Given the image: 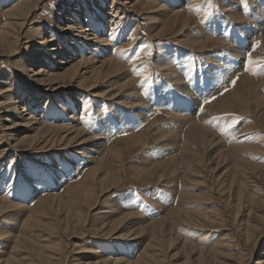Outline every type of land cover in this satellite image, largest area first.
Masks as SVG:
<instances>
[{"label": "rangeland", "instance_id": "obj_1", "mask_svg": "<svg viewBox=\"0 0 264 264\" xmlns=\"http://www.w3.org/2000/svg\"><path fill=\"white\" fill-rule=\"evenodd\" d=\"M21 1L0 0V30ZM30 13L17 52L0 55V89L19 106L0 105V200L15 206L0 213V264H43L34 246L13 250L22 230L60 264H132L146 251L157 255L150 264H202L185 241L218 247L223 264H264V0H41ZM107 60L122 70L84 84ZM38 124L65 127V139L56 130L30 139ZM192 125L216 144L192 139L199 160L186 163ZM90 138L104 146L95 162ZM112 182L89 211L77 187ZM46 200L40 215L55 228L27 226ZM76 216L85 221L64 232Z\"/></svg>", "mask_w": 264, "mask_h": 264}, {"label": "bare ground", "instance_id": "obj_2", "mask_svg": "<svg viewBox=\"0 0 264 264\" xmlns=\"http://www.w3.org/2000/svg\"><path fill=\"white\" fill-rule=\"evenodd\" d=\"M40 2H41V0H22L21 3L18 5V7L12 9L11 11H9V14L7 15V17L11 21L10 20H9L10 22L7 21L3 25L2 29L0 30V55L10 56V55H12V53L17 52L16 44L20 41L21 30L25 27L26 22L29 21L28 19H29V16L31 14L30 12L35 10L36 8H38L39 5H40ZM84 39L88 40V41L90 40V38L87 37L86 35L83 36V40ZM42 43H45V41L42 42ZM28 47H30V46H28ZM34 52L35 51L33 50V53ZM82 63H85V62H81L80 64H82ZM79 68H80V65L77 64L73 68V74L76 75L78 70H79ZM121 70H122V65L119 62H116V61H113V60L104 61L103 65H101V67H98V68L93 70V71H95L94 74L92 75L91 78L88 77L84 81V84L86 83L87 80L93 81L89 86H90L91 89H95L97 87V82L103 83L105 78L111 77L113 74H115V72L121 71ZM35 75L38 76V74H35ZM75 75H73V79L76 78ZM58 78L59 77L54 76V78H52V80L53 81H55V80L57 81ZM83 80H84V78H83ZM84 84L83 83L79 84V87L82 88L84 86ZM128 85H130V82L128 83ZM126 86H127V84L123 85V87H125V88H126ZM10 91H12V90H10L9 88L2 89V90L0 89V97H5V99L8 100L7 102H3V103L0 100V105L4 106V108L9 109L10 111H14V110H17L19 106L12 102V94L9 93ZM236 91L235 92L233 91L232 95L227 96V97H222L220 99L227 100L226 101V105H229L231 102H230V100H228V98L232 97L233 95H234L235 99H238L240 97L239 92H236ZM101 95H103V94H101ZM96 96H99V95H96ZM103 96H105V94ZM134 96L136 98L137 95H134ZM116 97H117V95H116ZM135 103H136V101H135ZM29 122H31V120H29ZM38 127L39 128L36 129V131H37L36 135L33 136V137H30V139L36 140V138L40 137L42 134H44V132H50V131L52 132L54 130H56L54 132H58L59 133V135H55L54 136L55 138H57V139L60 138L61 141L65 139V136L61 135V133L65 130V127H63V126L54 127V126H49V125L42 126V125L38 124ZM75 132H76V135L73 137V139L69 140V144L72 141L74 142V140H75L74 138L80 137L81 135H83V132H81L79 130H76ZM210 133H213L210 129L202 128V127H199L198 125L190 126L189 135L187 137H192V138L191 139L189 138L188 141L184 143V145L182 144L183 145V147H182V155H183V159H185L184 162L189 163L191 161L199 160V157L196 158L197 157V153H192L190 151H187V148L191 145L190 143H191L192 139H195L197 144H199L200 147L203 148L204 150H206L207 144H209V146H212V144H216L215 143L216 139L214 138L216 135H212L211 136ZM134 135H136V134H134ZM26 139H28V138H26ZM88 141H93V147L94 148H91L90 150H88V152H85V155L86 154L89 155L91 153H94L95 155L91 157V159H92L91 162H95V161H97L96 160L97 157H99L100 155L104 154L103 153L104 146L100 143V141H102V139H94L93 140V139L90 138L89 140H84L82 143H87ZM132 141H133L134 144H137V143L143 144L142 138L137 136V135L134 136L132 138V140H130V142H132ZM164 145H166V144H164ZM167 145H171V144H167ZM236 148H237V146H235V149ZM89 157H90V155H89ZM100 159H103V157L100 158ZM101 165H103V160L101 161ZM97 173H98V170H97V168H95L93 170L92 174H91V176L93 177L92 178L93 180H95V177L97 178V176H96ZM114 184L115 183L112 182V183H108V185H106V184L101 185L100 189H99L100 192L95 190V188H94L95 186L93 187V185H90V184H85V185H81V186L77 187L79 195L81 197V202L88 207L89 211L92 210L93 208L96 207V206L93 207L94 206L93 202L98 200L99 196L103 195L104 192L109 191L108 189L111 188V185H114ZM77 197H78V195H77ZM254 199H255V197H254ZM46 204H49V200L42 201L40 203V207H42L40 212H38V211L32 212L31 216L25 221L27 226H35V228H38L40 230L41 229L42 230H46V231L49 230V229L52 230V229L55 228V224H53L51 222L43 221L42 220V216L40 215L41 213L44 214L43 213V207ZM52 205H53V203L50 204V206H52ZM14 207L15 206L9 205L6 202H4L3 200H0V213H2V211L8 210V209L14 208ZM78 214L82 215V213H78ZM173 214H176L181 219L184 218V216H186L185 215L186 212H183L182 210L175 211ZM129 217H131V215L125 216L122 219H128ZM75 218L76 219H71L72 221H68L67 219L65 220V218H64L63 222L66 223L65 227H63L64 232H67L68 230H70L71 227H72L71 230H75L76 231L78 229L79 223L83 222V220H84V218H83V220H81V217L79 218L77 216ZM158 225H162L163 226L164 225L163 221L149 223L148 226H146V227L144 226L143 228H140V229L141 230H149V229L151 230L152 228H154V227H156ZM23 231L24 230H22V232L19 235L14 236L15 237V242H16V245H15L16 247H14L13 250L14 249L17 250L18 246H32V247L34 246L39 251L38 256L43 261V264H60V260L57 259V257L54 256L53 254H48V256H46L43 253V251H41V250H43L44 247L42 245H40V243H38L36 240L30 239L29 236H26L27 234L25 233V231L24 232ZM156 238H158V237H156ZM163 240H162V242H163ZM178 240L179 239L177 238L175 241L178 242ZM160 242H161V240H160ZM150 245L154 246L152 243ZM170 245H171V243H170ZM189 246H190V248H189ZM183 247L186 248V249H189V251L187 250V253L190 254V255L192 253H194V251L198 252L199 253V259L197 261H199V262L201 261L202 264L206 263L205 259L203 260V258H205V254H208V256H210L212 262H215L217 264H223L220 260H218L219 257L222 256V253L220 252V249L218 247H214L213 249H210V250L209 249L205 250L203 248H200L199 246L198 247L197 246H193L192 244L188 243V241L184 242V246ZM145 253H146V257H144L140 261H136L135 263H132V264H150L149 263L150 261H153L154 263L156 262L157 255L155 253L154 254L150 253L149 255L147 254L148 251H146ZM171 258H174V257H171ZM159 262L161 264L163 263L162 260H160ZM2 264H23V263H22V261L20 259H18V258L13 256L10 259L5 260L4 263H2ZM92 264H115V263L111 262L109 259L108 260L106 259V260H103L101 262H92Z\"/></svg>", "mask_w": 264, "mask_h": 264}, {"label": "snow or ice", "instance_id": "obj_3", "mask_svg": "<svg viewBox=\"0 0 264 264\" xmlns=\"http://www.w3.org/2000/svg\"><path fill=\"white\" fill-rule=\"evenodd\" d=\"M258 46H259V45H258ZM249 63H251V60H250V59H249ZM249 70L251 71V69H249ZM238 79H239V77H236V79H233V80L231 81V83H232L233 86H235V84L237 83V80H238ZM227 91H228V89L225 88V89H224V92H227ZM222 94H223V92L221 93V95H222ZM216 98H217L216 96H212L211 98L205 99V100L203 101V104H204V105H207V104L211 103L212 101H214ZM200 110L203 111V108H201ZM238 122H239L238 120H233L232 123L225 124V125L223 126V128L221 129V131L227 133L228 130L234 128L235 125H236Z\"/></svg>", "mask_w": 264, "mask_h": 264}]
</instances>
